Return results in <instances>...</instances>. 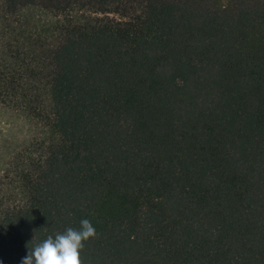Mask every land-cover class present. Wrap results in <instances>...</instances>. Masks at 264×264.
<instances>
[{"label": "trees", "instance_id": "trees-1", "mask_svg": "<svg viewBox=\"0 0 264 264\" xmlns=\"http://www.w3.org/2000/svg\"><path fill=\"white\" fill-rule=\"evenodd\" d=\"M0 105L3 264H264V0H0Z\"/></svg>", "mask_w": 264, "mask_h": 264}, {"label": "clouds", "instance_id": "clouds-1", "mask_svg": "<svg viewBox=\"0 0 264 264\" xmlns=\"http://www.w3.org/2000/svg\"><path fill=\"white\" fill-rule=\"evenodd\" d=\"M94 235L95 229L90 221L82 219L78 229L68 227L62 233L49 235L30 249L27 248L19 264H80L82 242ZM0 264L3 262L0 261Z\"/></svg>", "mask_w": 264, "mask_h": 264}, {"label": "rangeland", "instance_id": "rangeland-1", "mask_svg": "<svg viewBox=\"0 0 264 264\" xmlns=\"http://www.w3.org/2000/svg\"><path fill=\"white\" fill-rule=\"evenodd\" d=\"M42 128L35 121H27L25 117L0 105V163H4L9 155L25 141L39 138Z\"/></svg>", "mask_w": 264, "mask_h": 264}]
</instances>
